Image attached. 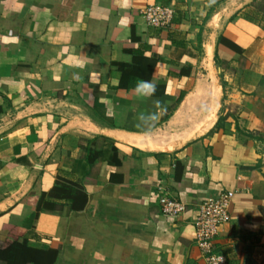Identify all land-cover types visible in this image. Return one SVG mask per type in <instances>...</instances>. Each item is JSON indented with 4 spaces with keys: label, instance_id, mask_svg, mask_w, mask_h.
<instances>
[{
    "label": "crops",
    "instance_id": "1",
    "mask_svg": "<svg viewBox=\"0 0 264 264\" xmlns=\"http://www.w3.org/2000/svg\"><path fill=\"white\" fill-rule=\"evenodd\" d=\"M227 191L218 250L264 264V0H0V264H207L195 219Z\"/></svg>",
    "mask_w": 264,
    "mask_h": 264
},
{
    "label": "built area",
    "instance_id": "2",
    "mask_svg": "<svg viewBox=\"0 0 264 264\" xmlns=\"http://www.w3.org/2000/svg\"><path fill=\"white\" fill-rule=\"evenodd\" d=\"M146 21L153 26L167 28L172 25L176 10L172 6L148 5L142 10ZM236 191H227L206 198L199 207L195 219L196 243L202 250L207 264H227L226 256L216 246V237L222 226L231 220V204ZM160 202L163 213L169 217H177L186 211V204L170 197L169 193L160 187Z\"/></svg>",
    "mask_w": 264,
    "mask_h": 264
},
{
    "label": "clouds",
    "instance_id": "3",
    "mask_svg": "<svg viewBox=\"0 0 264 264\" xmlns=\"http://www.w3.org/2000/svg\"><path fill=\"white\" fill-rule=\"evenodd\" d=\"M129 0H124V4L127 5ZM158 89L157 83L151 80L138 79L136 80L133 92L140 99H148L152 101L154 110L150 112H142L138 114L137 119L141 124H154L160 117L161 113H166L167 107L164 101L159 98L153 99L156 96Z\"/></svg>",
    "mask_w": 264,
    "mask_h": 264
},
{
    "label": "bare ground",
    "instance_id": "4",
    "mask_svg": "<svg viewBox=\"0 0 264 264\" xmlns=\"http://www.w3.org/2000/svg\"><path fill=\"white\" fill-rule=\"evenodd\" d=\"M218 92H220V91H214V94H215V96L214 97H218ZM219 98V97H218ZM216 101V100H215ZM215 106V105H214ZM218 107V106H217ZM214 113H212V115L211 116H209V118H208V123H207V126L208 125H210V124H212V122L214 121V119L216 118V114H215V111H213ZM217 119V118H216ZM206 128V127H205Z\"/></svg>",
    "mask_w": 264,
    "mask_h": 264
},
{
    "label": "trees",
    "instance_id": "5",
    "mask_svg": "<svg viewBox=\"0 0 264 264\" xmlns=\"http://www.w3.org/2000/svg\"><path fill=\"white\" fill-rule=\"evenodd\" d=\"M233 20L235 21V20H236V18H234ZM59 190H61V188L57 187V188H56V193H58V194H59V192H60ZM70 197H71V196H70ZM79 198H80V195H79L78 199L76 200V203H74V206H75V205H77V202H79V201H80V199H79ZM86 202H87V197L84 195V199H83V203H82V206H81V207H84V206H85V204H86Z\"/></svg>",
    "mask_w": 264,
    "mask_h": 264
}]
</instances>
